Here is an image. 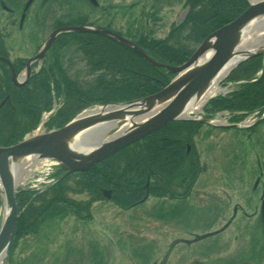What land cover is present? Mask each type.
I'll list each match as a JSON object with an SVG mask.
<instances>
[{"label":"rangeland","instance_id":"rangeland-1","mask_svg":"<svg viewBox=\"0 0 264 264\" xmlns=\"http://www.w3.org/2000/svg\"><path fill=\"white\" fill-rule=\"evenodd\" d=\"M26 1L18 0L17 4ZM185 1L96 0L97 4H88L83 0H35L26 14L23 34L17 29L19 13L11 15L13 24L1 33L2 50L12 62H26L58 28V21L78 17L86 20L81 18L83 25L106 27L122 36L138 32L144 38L161 40L183 21L188 10ZM1 15L7 14L0 8V27L7 24ZM29 33L32 37L28 39ZM63 52L79 53L72 45ZM78 66L86 71L84 62ZM2 72L0 66L5 77ZM99 72L90 70L89 77L80 76L79 80L92 84ZM24 76L22 71L18 77ZM224 79L218 87H224ZM227 91L226 87L222 92ZM55 103L56 108L62 105V96ZM193 138L198 169L203 170L191 185L188 200L157 204L150 195L134 207H121L104 196L91 201L98 194L85 190L78 173H72L61 185L63 195L78 206L90 201L89 208L77 214L62 206V213L44 221L37 231L17 239L14 232L8 264H264V211L260 207L264 201V121L251 129L202 125ZM30 161L34 171L27 178L29 182L17 190L44 189L49 184L44 160ZM104 161L118 169L123 166L118 156L99 163ZM37 194L40 198L31 199L34 208L46 202L52 191ZM235 205L239 207L237 215ZM2 214L0 210V219ZM234 215L226 230L172 246L177 238L194 239L220 229Z\"/></svg>","mask_w":264,"mask_h":264},{"label":"trees","instance_id":"trees-1","mask_svg":"<svg viewBox=\"0 0 264 264\" xmlns=\"http://www.w3.org/2000/svg\"><path fill=\"white\" fill-rule=\"evenodd\" d=\"M185 3L188 10L183 21L174 26L164 39L155 40L151 36L144 38L138 32L133 36H127L159 62L176 66L188 60L206 36L234 20L248 7L246 0H186ZM77 24L73 21L67 23L58 21L55 27ZM79 24H84L81 19ZM71 38H77L79 48L85 53H90V70L101 71L87 89L78 88L74 84L66 92L60 91L59 85L56 84L55 89L52 88L56 74L53 68L50 71L37 72L28 84L17 87L10 81L8 67L0 61L2 73L5 75V77L0 75V83L5 87V90H0V105L6 95H9L6 103L0 106V147L18 143L33 130L39 123L41 113L52 107L54 95H64L67 105L48 122L47 126L50 129L61 128L81 109L92 104L129 101L154 94L165 87L173 77V74L166 69L153 67L108 37L89 33H65L58 36L53 43L54 64L58 59V49L65 46ZM59 39L68 40L60 43ZM0 55L7 57L2 51ZM13 64L18 74L24 68L25 61L17 59ZM260 67V57L248 60L231 72L226 81L250 79ZM78 103L82 105L77 106ZM263 105L264 74L257 82L242 84L230 94L212 100L209 109L251 111ZM194 127L195 124L191 122H173L158 132H185L187 136L189 132L195 133ZM156 134L147 136L141 142L116 154L114 157L118 156L123 161L120 169L110 161H104L89 171L78 173L82 179L81 186L87 191L91 189L98 194V197H94L91 201L102 198L101 188H114L117 192L114 200L118 205L133 206L130 203L138 194H143L147 176L152 177L157 162L180 166L185 164L186 158H189L192 165L191 185L193 184L198 171L197 155L194 151L187 154V150L185 154L183 149L175 145L174 148L172 146L171 149L165 150L163 143L167 142L162 139H160L162 149L156 154L154 150ZM64 179L58 180L48 188L46 191L51 190L52 196L35 208L32 207L31 199L40 198L41 194L26 190L16 195L19 212L15 229L16 239L37 231L44 221L51 219L57 213H62V206L74 210L77 214L89 208L90 201L84 207L64 197L61 186ZM152 184L150 182V188ZM137 187L142 192H137Z\"/></svg>","mask_w":264,"mask_h":264},{"label":"water","instance_id":"water-1","mask_svg":"<svg viewBox=\"0 0 264 264\" xmlns=\"http://www.w3.org/2000/svg\"><path fill=\"white\" fill-rule=\"evenodd\" d=\"M32 1L27 2L25 11ZM90 1L96 3V0ZM246 1L249 7L244 12L206 36L191 57L178 66L157 61L140 45L109 29L85 25L53 30L39 52L27 61L26 76L21 81L17 78L12 63L0 57L10 68L12 82L21 86L30 76L31 64L43 58L58 35L68 32L92 33L106 36L153 67L175 74L164 88L154 94L126 102L89 107L62 128L27 135L15 145L0 147V210L3 211L0 219V264H8L18 218L15 200L17 167L30 160H50L57 170L64 172L61 176L64 178L75 172L88 171L95 164L158 131L169 122L182 120L187 111L199 104L211 88L240 63L264 56V42L254 50L241 48L250 33L249 28L253 27L255 21L264 19V0ZM236 57L238 59L234 62ZM225 72L227 73L223 75ZM199 122L208 123V120ZM89 135L96 141L89 142L86 139ZM28 158L30 160L25 161ZM110 193V190L103 191L107 198H110ZM227 226L228 224L217 232ZM217 232L198 235L190 240L177 239L172 246L182 241L200 240Z\"/></svg>","mask_w":264,"mask_h":264},{"label":"flooded vegetation","instance_id":"flooded-vegetation-1","mask_svg":"<svg viewBox=\"0 0 264 264\" xmlns=\"http://www.w3.org/2000/svg\"><path fill=\"white\" fill-rule=\"evenodd\" d=\"M17 1L18 0H8V1L0 0L1 11L7 14L5 17L1 15V19L4 18L3 20H6L7 24L5 25L3 23L0 27V51L4 53L6 52L2 50V43L4 42H3V36L1 33L3 29L13 24V19L11 15H14V13H19V22L17 25V29L20 34H23L21 32L23 30V23L26 18V15L25 17L22 18V14H23V9L25 7V4L28 0L25 3H23V5H19L20 3L17 4ZM34 1L35 0H33V2ZM83 1L90 4V2H88L87 0H83ZM33 2L29 6V8L32 6ZM28 10L26 14L28 13ZM81 18L82 20H85L83 17H80V18L78 17L75 19L80 20ZM75 19L71 18L70 20L66 21V23L69 21L79 23V21ZM31 35H32L31 33L27 35L28 39L32 37ZM57 39L58 38H56L55 41ZM59 40L61 41L60 43H64L68 39H59ZM77 40H78L77 38H71L69 39L68 42H66L65 46L58 49V52H57L58 59L55 64L53 61L55 51H54L53 44H52L48 55L44 56L40 62L33 63L32 76L35 75L37 72H41L42 70L50 71V69L53 68L56 71V74L54 78L55 83L51 85L52 88L55 89L56 85H59L60 91L63 90V92H66L67 89H70L73 84L78 88L80 87L81 89H87L88 87H90L89 82H83L79 80L80 76H83V77L90 76V53L83 52L79 48ZM70 45H72L75 51L78 50L79 53L73 52L69 54V53L63 52V50H65ZM37 51L33 53L32 56H34L37 53ZM80 62L85 63L86 71L79 68L78 64ZM0 75L2 76L3 74L0 73ZM32 76L30 77V79L32 78ZM30 79L28 82H30ZM28 82L26 84H28ZM26 84H24L21 87H24ZM82 84H86V88H82ZM0 90L1 91L5 90V87L2 83H0ZM61 96L63 98V103L60 106V108H63L64 106L67 105V102H66L65 96L60 95L59 98ZM8 99H9V95H6V97L2 100L1 104L2 105L5 104ZM80 105L82 104L81 103L77 104V106H80ZM69 106H71V104H69ZM160 139L167 142V143H163L165 146V150H169L172 148L173 145H175V146H179L180 149H183L186 154L188 145H190L192 147L191 151H194V153L197 155L196 145L193 140L194 139L193 133L191 132L187 133V136L185 132H170V133L157 132V134L155 135V142H154V150L156 154L162 149V143L160 144ZM175 146H173V148ZM191 166L192 165H190L189 158H186L185 164L180 165V166L179 165H164V164H160L157 162V164H155V170L152 173V177L151 175H149L150 181L153 183L151 188H150V185L148 187V190L145 188L143 191V194L141 193L138 194L137 197L130 204L133 205V204L139 203L145 197L146 194H148V197L152 195V197L156 199L157 204H159L160 202H162L163 204L166 202L170 204H176V203L178 204L179 202H184L185 200H188V198L190 197V192H191ZM201 170H203L202 167L201 168L199 167L197 171V175L195 176V179L199 177ZM164 189L166 191H164ZM112 190L114 191V193L112 194V197L114 200L117 192L114 188ZM136 191L142 192L141 190H139V187L136 188Z\"/></svg>","mask_w":264,"mask_h":264},{"label":"bare ground","instance_id":"bare-ground-1","mask_svg":"<svg viewBox=\"0 0 264 264\" xmlns=\"http://www.w3.org/2000/svg\"><path fill=\"white\" fill-rule=\"evenodd\" d=\"M262 28L264 29V19L260 20V21H255L253 27L249 28L250 29V33L248 35V37L245 39V41L243 42V44L241 45L243 49L245 50H254V48H259V46L264 42V31H261ZM238 59V57H236L234 59V62H236V60ZM234 64V63H233ZM232 66V65H230ZM230 68V67H229ZM228 68V69H229ZM227 72H225L223 75H225ZM217 91H219L217 85L213 86L210 90V92L206 95V99L209 98L210 96H213ZM197 107H192L191 109H196ZM91 136L95 137V134H90ZM89 135V137H86V139L90 142L91 141H96L95 138H92ZM87 136V135H85ZM85 136H83L85 138ZM100 138V137H99ZM79 140V139H78ZM97 143V142H95ZM33 170V166L32 165H23L22 166H18L17 167V173H16V180L15 182L20 184L21 182H23L25 180V177L27 175H29V173H31ZM4 213H6V208L4 207Z\"/></svg>","mask_w":264,"mask_h":264}]
</instances>
